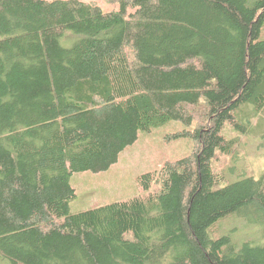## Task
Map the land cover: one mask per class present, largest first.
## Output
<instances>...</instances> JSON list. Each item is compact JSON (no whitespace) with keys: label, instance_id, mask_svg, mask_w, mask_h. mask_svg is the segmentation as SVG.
<instances>
[{"label":"trees","instance_id":"trees-1","mask_svg":"<svg viewBox=\"0 0 264 264\" xmlns=\"http://www.w3.org/2000/svg\"><path fill=\"white\" fill-rule=\"evenodd\" d=\"M104 1L0 0V264H264V171L213 168L264 128V0ZM171 122L193 153L71 210L74 173Z\"/></svg>","mask_w":264,"mask_h":264},{"label":"rangeland","instance_id":"rangeland-1","mask_svg":"<svg viewBox=\"0 0 264 264\" xmlns=\"http://www.w3.org/2000/svg\"><path fill=\"white\" fill-rule=\"evenodd\" d=\"M93 1L100 3L106 10L111 7L104 0ZM261 36L264 38V28ZM194 118L196 119L194 125L207 123L211 119L207 117V112L203 111V107L195 111ZM194 125L187 128L191 130ZM181 128V122H171L166 126L155 127L150 132H141L139 139L129 145L108 170L74 173L72 185L77 189V198L71 202V210L78 212L80 209L104 205L137 194L139 190L137 176L143 171L156 169L169 159H177L187 153H193L198 147L195 141L184 136L175 137ZM260 131H264V128H260L256 134L251 135H238L236 132H230L231 137H238V145L231 155L218 156L219 158L213 163L214 170L223 171L231 180L238 178L243 171L259 176L264 171V136L259 138ZM229 167H235L234 175L230 173ZM217 230L219 234L230 233L236 241L258 238L257 226L250 224L239 215L224 219Z\"/></svg>","mask_w":264,"mask_h":264}]
</instances>
